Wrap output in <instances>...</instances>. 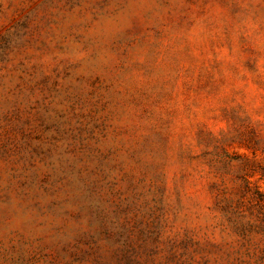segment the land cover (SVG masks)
<instances>
[{
	"label": "rangeland",
	"instance_id": "rangeland-1",
	"mask_svg": "<svg viewBox=\"0 0 264 264\" xmlns=\"http://www.w3.org/2000/svg\"><path fill=\"white\" fill-rule=\"evenodd\" d=\"M0 264H264V0H0Z\"/></svg>",
	"mask_w": 264,
	"mask_h": 264
}]
</instances>
